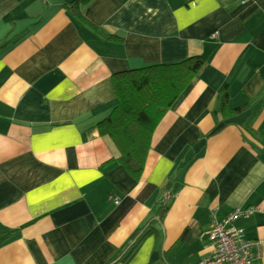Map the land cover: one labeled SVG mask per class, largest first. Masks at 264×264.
I'll list each match as a JSON object with an SVG mask.
<instances>
[{
    "label": "crops",
    "instance_id": "1",
    "mask_svg": "<svg viewBox=\"0 0 264 264\" xmlns=\"http://www.w3.org/2000/svg\"><path fill=\"white\" fill-rule=\"evenodd\" d=\"M72 1L0 0V264H196L237 206L264 250V0ZM197 55L133 178L113 74Z\"/></svg>",
    "mask_w": 264,
    "mask_h": 264
},
{
    "label": "trees",
    "instance_id": "2",
    "mask_svg": "<svg viewBox=\"0 0 264 264\" xmlns=\"http://www.w3.org/2000/svg\"><path fill=\"white\" fill-rule=\"evenodd\" d=\"M76 1L69 3L68 8L86 22L76 6ZM203 63V57L197 55L178 62L156 63L113 74L112 84L117 103L109 115L98 123V129L101 134L108 135L113 140L119 151L118 163L133 178L138 179L142 173L155 125ZM227 97V91H224L219 101L223 112L232 114L247 107L245 103L228 111ZM148 232H140L126 254ZM9 234V231H0V243Z\"/></svg>",
    "mask_w": 264,
    "mask_h": 264
},
{
    "label": "built area",
    "instance_id": "3",
    "mask_svg": "<svg viewBox=\"0 0 264 264\" xmlns=\"http://www.w3.org/2000/svg\"><path fill=\"white\" fill-rule=\"evenodd\" d=\"M169 196V192L164 193L165 198ZM113 201L118 203L119 199L113 197ZM255 211L254 206H237L222 221L212 216L208 233L214 248L210 256L196 264H259L264 258L261 240L244 237L243 228L234 224L238 218H248Z\"/></svg>",
    "mask_w": 264,
    "mask_h": 264
}]
</instances>
